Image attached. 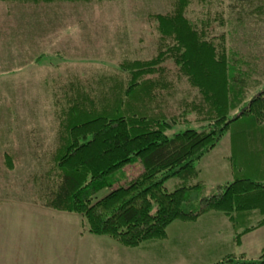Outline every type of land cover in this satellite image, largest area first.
<instances>
[{"label":"rangeland","instance_id":"obj_1","mask_svg":"<svg viewBox=\"0 0 264 264\" xmlns=\"http://www.w3.org/2000/svg\"><path fill=\"white\" fill-rule=\"evenodd\" d=\"M173 2L0 0V264H215L240 255L259 256L264 227L244 236L238 246L229 220L214 212L193 222L172 223L164 240L127 248L108 236L88 233L80 216L40 207L53 166L55 132L62 114L68 116L67 91H74L77 82L101 87L94 80L97 75L122 78L117 67L124 59L155 57L159 43L149 15L171 12ZM185 12L198 29L208 20L213 42L224 38L228 52L249 61L264 81V0H191ZM165 78L168 87L144 105L147 112L165 115L168 135L186 127L200 129L201 117L189 106L199 93L175 71ZM70 83L74 85L68 87ZM246 84L249 93L257 90L252 82ZM231 142L225 135L197 163L194 184L200 185V193L192 196L195 201L219 193L234 180ZM40 159L45 166L38 170ZM141 170L139 164L127 166L122 184ZM179 183L172 179L167 188L173 191ZM249 218V225L260 220Z\"/></svg>","mask_w":264,"mask_h":264},{"label":"trees","instance_id":"obj_2","mask_svg":"<svg viewBox=\"0 0 264 264\" xmlns=\"http://www.w3.org/2000/svg\"><path fill=\"white\" fill-rule=\"evenodd\" d=\"M173 1L171 12L149 15L159 43L155 57L124 59L117 67L122 78L97 75L94 80L101 87L77 82L74 91H67L68 116L62 114L55 132L53 166L40 207L80 216L88 233L108 236L127 248L164 240L172 223L193 222L214 212L229 220L239 246L244 236L264 227V81L258 78L262 73L235 51L228 52L224 38L215 44L208 20L198 29L186 18L191 0ZM174 71L199 93L189 106L203 125L168 135L165 115L148 113L144 105L156 101L168 87L165 76ZM248 81L257 88L253 94L247 91ZM131 100L140 101L132 106ZM227 134L234 180L219 193L195 201L192 196H199L200 188L194 184L197 163ZM36 163L38 170L45 166L42 159ZM135 164L141 165L140 174L122 184L123 170ZM172 179L180 182L173 191L167 188ZM103 191L108 193L100 197ZM249 217L260 220L249 225ZM215 264H264V248L255 259L240 255Z\"/></svg>","mask_w":264,"mask_h":264}]
</instances>
